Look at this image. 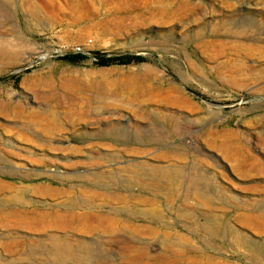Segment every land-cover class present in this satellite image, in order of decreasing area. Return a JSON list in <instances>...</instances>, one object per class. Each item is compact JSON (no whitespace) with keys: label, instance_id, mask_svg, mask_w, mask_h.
Returning <instances> with one entry per match:
<instances>
[{"label":"rangeland","instance_id":"374dc122","mask_svg":"<svg viewBox=\"0 0 264 264\" xmlns=\"http://www.w3.org/2000/svg\"><path fill=\"white\" fill-rule=\"evenodd\" d=\"M0 264H264V0H0Z\"/></svg>","mask_w":264,"mask_h":264},{"label":"trees","instance_id":"16d2710c","mask_svg":"<svg viewBox=\"0 0 264 264\" xmlns=\"http://www.w3.org/2000/svg\"><path fill=\"white\" fill-rule=\"evenodd\" d=\"M93 58L97 61V64L100 66H107V65H111V64H126L129 61L123 62V58L122 57H115V58H107L105 54L101 53V52H94L92 53ZM84 56L81 54H70V55H66L63 58L67 59L69 61L72 62H76L79 59L83 58ZM128 60H134V61H143L144 58L140 57V56H133V57H128Z\"/></svg>","mask_w":264,"mask_h":264},{"label":"built area","instance_id":"2783aa9c","mask_svg":"<svg viewBox=\"0 0 264 264\" xmlns=\"http://www.w3.org/2000/svg\"><path fill=\"white\" fill-rule=\"evenodd\" d=\"M79 53H83L81 48L80 47L75 48L74 51H73V54H79Z\"/></svg>","mask_w":264,"mask_h":264},{"label":"bare ground","instance_id":"6f19581e","mask_svg":"<svg viewBox=\"0 0 264 264\" xmlns=\"http://www.w3.org/2000/svg\"><path fill=\"white\" fill-rule=\"evenodd\" d=\"M127 249V248H126ZM133 250V249H132ZM127 251V250H126ZM64 253V252H63ZM66 253V252H65ZM131 254H132V251H131ZM77 255V254H76ZM134 256V255H133ZM80 260V259H79ZM84 260V259H83Z\"/></svg>","mask_w":264,"mask_h":264}]
</instances>
